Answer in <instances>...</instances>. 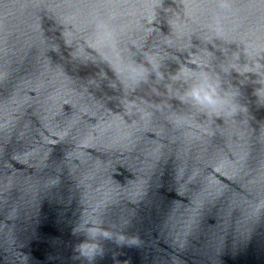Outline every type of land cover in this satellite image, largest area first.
<instances>
[{"label":"water","instance_id":"obj_1","mask_svg":"<svg viewBox=\"0 0 264 264\" xmlns=\"http://www.w3.org/2000/svg\"><path fill=\"white\" fill-rule=\"evenodd\" d=\"M246 45L264 65V0H0V264H87L93 215L113 233L95 264H264L256 74L224 77L247 110L222 117L172 78L254 66ZM150 56L164 77L131 76Z\"/></svg>","mask_w":264,"mask_h":264},{"label":"clouds","instance_id":"obj_2","mask_svg":"<svg viewBox=\"0 0 264 264\" xmlns=\"http://www.w3.org/2000/svg\"><path fill=\"white\" fill-rule=\"evenodd\" d=\"M222 7L224 6L222 5ZM208 28L217 38H223L224 32L218 20L209 24ZM245 51L248 53L249 59H253L254 54H259V47L246 45ZM239 61V54H235L229 62L221 63L218 69L205 61L199 62V70L181 68L172 77L182 80L185 84L181 99L198 110L214 113L221 117L224 114L231 116L242 110H247L246 105H241L238 102V97L241 95L239 85L230 81V86L225 87L224 77H229L235 70L240 76L245 77L247 82L250 77L246 74H256V79L252 83L259 87L254 89L253 94L257 97V101L264 100V71H262L264 65H260L254 59V66L247 63L241 65ZM148 64L151 65L150 68L147 66L130 67V75L134 78H145L155 73L161 78L164 77L157 57L150 56ZM239 84L245 83L240 81ZM72 232L73 235L80 234L83 237L74 245L75 258L86 261L87 264H95L97 257L104 254L102 241L113 239L112 231L105 227L103 221L96 218L95 215L82 220L73 228ZM117 242L122 245L134 246L137 243V238L122 232L117 237Z\"/></svg>","mask_w":264,"mask_h":264}]
</instances>
